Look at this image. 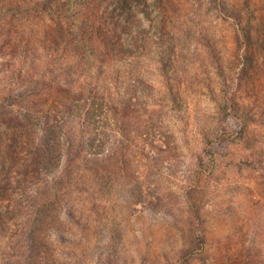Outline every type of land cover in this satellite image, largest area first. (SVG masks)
<instances>
[{
  "label": "rangeland",
  "instance_id": "rangeland-1",
  "mask_svg": "<svg viewBox=\"0 0 264 264\" xmlns=\"http://www.w3.org/2000/svg\"><path fill=\"white\" fill-rule=\"evenodd\" d=\"M226 1L244 11L242 0ZM254 2L257 14L264 15V0ZM168 11L167 42L157 44L151 33L149 55L118 63L126 76L120 100L133 89L139 105L141 95L158 112L153 115L162 116L153 121L160 132L152 133L146 150L138 153V167L133 166L129 180L110 171L112 189L92 179L89 192L73 201L85 215L77 213L78 223L66 214L62 219L64 224L67 220L64 241L61 221L54 223L57 229L49 226L47 204L26 201L22 214L0 235V264H168L177 262L184 250L192 256L182 264H264V132L252 130L250 138L258 139L253 149L232 143L242 123L233 113L231 97L230 116L222 124L217 119L221 92L228 87L222 73L231 85L248 65L238 57L237 23L214 0H178ZM136 19L150 27L143 16ZM203 34L217 45L223 72L214 65ZM246 51L248 45L240 49L241 54ZM258 60L261 72L248 67L253 80L244 87L247 105L264 103V61ZM126 70L135 82L143 78L153 97L142 95L134 79L128 82ZM78 123L85 133L95 127L94 122ZM130 132L141 150V137L151 131L134 127ZM250 158L260 161L255 169ZM33 225L39 229L32 230Z\"/></svg>",
  "mask_w": 264,
  "mask_h": 264
},
{
  "label": "trees",
  "instance_id": "trees-1",
  "mask_svg": "<svg viewBox=\"0 0 264 264\" xmlns=\"http://www.w3.org/2000/svg\"><path fill=\"white\" fill-rule=\"evenodd\" d=\"M177 1L0 0V235L22 214L24 203L35 199L47 204V215L52 211L50 228L57 229L54 223L61 221L64 241L67 220L64 224L62 219L66 214L78 223L77 213L85 215L73 201L78 194L89 192L86 187L92 179L103 180L109 189L113 187L110 171L130 179L133 166L138 167V153L146 150L152 133L160 132L158 122L153 121L162 116L156 118L153 113L158 112L150 110L141 95L144 101L139 105L138 92L133 89L127 92L129 98L120 100L126 76L118 63L149 55L151 33L158 37L157 44L167 42L171 34L168 10ZM214 3L237 23L240 49L249 47L248 53L241 54L239 49L238 57L248 60L242 77L229 85L222 73L229 88L221 92L217 119L222 124L232 107L242 123L237 142L232 143L253 149L258 139L250 138L252 130L264 132V103L247 105L243 92L248 80L252 83L251 74L263 70L258 59L264 61V15L257 14L254 0L241 1L245 12L226 0ZM139 16L149 20L150 27L137 20ZM203 37L214 54V65L223 72L217 45ZM248 67L254 70L251 74ZM126 72L131 83L135 75ZM137 82L142 95L153 97L143 78L132 83ZM78 121L83 125L94 122L95 127L85 133ZM132 124L151 131L141 137L145 142L141 150L137 137L132 138ZM222 134L227 135L226 129ZM249 160L252 169L260 164ZM104 169L108 170L105 176ZM36 229L33 225L32 230ZM188 252L184 250L177 262L168 264L186 262L192 256Z\"/></svg>",
  "mask_w": 264,
  "mask_h": 264
}]
</instances>
